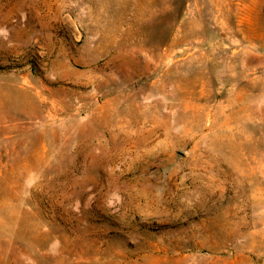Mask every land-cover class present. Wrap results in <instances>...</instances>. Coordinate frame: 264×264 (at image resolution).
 I'll list each match as a JSON object with an SVG mask.
<instances>
[{"label":"rangeland","instance_id":"rangeland-1","mask_svg":"<svg viewBox=\"0 0 264 264\" xmlns=\"http://www.w3.org/2000/svg\"><path fill=\"white\" fill-rule=\"evenodd\" d=\"M0 264H264V0H0Z\"/></svg>","mask_w":264,"mask_h":264}]
</instances>
